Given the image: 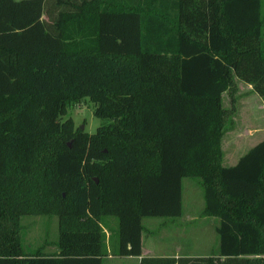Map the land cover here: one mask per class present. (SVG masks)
Here are the masks:
<instances>
[{
  "label": "trees",
  "instance_id": "1",
  "mask_svg": "<svg viewBox=\"0 0 264 264\" xmlns=\"http://www.w3.org/2000/svg\"><path fill=\"white\" fill-rule=\"evenodd\" d=\"M235 80L264 103L262 0H0V264H101L105 216L110 254L138 256L141 218L179 216L183 177L218 219L200 264H264V139L221 165ZM82 98L92 133L62 118ZM30 214L56 216V251L23 249Z\"/></svg>",
  "mask_w": 264,
  "mask_h": 264
},
{
  "label": "rangeland",
  "instance_id": "2",
  "mask_svg": "<svg viewBox=\"0 0 264 264\" xmlns=\"http://www.w3.org/2000/svg\"><path fill=\"white\" fill-rule=\"evenodd\" d=\"M264 7V0H262ZM41 18L46 20L45 15ZM234 100L231 103L226 92L221 94V106L226 110L224 130L221 137V165H233L240 155L264 139V103L251 85L235 80ZM94 105L87 98L70 103L62 118H70L74 128L92 133L105 121L93 115ZM202 188L195 177L181 179V212L175 217H143V247L148 249L149 238L157 254L176 255L187 264L203 263L217 249L214 231L217 218L202 212ZM107 248L112 253L116 248L117 220L105 216ZM105 226V225H104ZM19 235L23 249L39 248L45 253L56 251L57 219L55 215H22L19 219ZM221 259V258H220ZM101 264H133L132 260L102 258ZM183 264V263H182Z\"/></svg>",
  "mask_w": 264,
  "mask_h": 264
},
{
  "label": "crops",
  "instance_id": "3",
  "mask_svg": "<svg viewBox=\"0 0 264 264\" xmlns=\"http://www.w3.org/2000/svg\"><path fill=\"white\" fill-rule=\"evenodd\" d=\"M105 220L106 219L102 218L101 226H102V229L106 231L107 227H106V221ZM107 234L108 233L106 232L105 236L108 238ZM144 237L145 236H144V234L142 233V230H141V233H140V246H141L140 255H138V256H119V255H115V254H110L109 251H108V248H107V244H106V249H107V253L108 254L106 256H104V257L105 258H120V259H123V260H132L133 264H139L140 259L143 258V257H174V258H176V255L157 254V253H155V251L153 250V248L155 249L154 243H153V240L150 239V238H149V242H148V246H147L148 249L145 250L144 247H143ZM107 238L105 240L106 243H107ZM104 257H102V258H104Z\"/></svg>",
  "mask_w": 264,
  "mask_h": 264
},
{
  "label": "water",
  "instance_id": "4",
  "mask_svg": "<svg viewBox=\"0 0 264 264\" xmlns=\"http://www.w3.org/2000/svg\"><path fill=\"white\" fill-rule=\"evenodd\" d=\"M79 128H80V129H82V127H81V126H80ZM95 181H96V180H95Z\"/></svg>",
  "mask_w": 264,
  "mask_h": 264
}]
</instances>
